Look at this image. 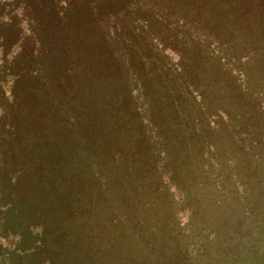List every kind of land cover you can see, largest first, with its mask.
<instances>
[{
    "label": "trees",
    "instance_id": "1",
    "mask_svg": "<svg viewBox=\"0 0 264 264\" xmlns=\"http://www.w3.org/2000/svg\"><path fill=\"white\" fill-rule=\"evenodd\" d=\"M220 2L264 41V0ZM218 11L214 0H0V250L23 240L3 220L18 212L55 222L42 264H191L194 231L232 259L246 246L264 258L246 225L264 216V58L256 71L224 53ZM211 37L222 57L210 64ZM201 187L227 198L226 214L207 215ZM179 202L192 206L185 227Z\"/></svg>",
    "mask_w": 264,
    "mask_h": 264
},
{
    "label": "rangeland",
    "instance_id": "2",
    "mask_svg": "<svg viewBox=\"0 0 264 264\" xmlns=\"http://www.w3.org/2000/svg\"><path fill=\"white\" fill-rule=\"evenodd\" d=\"M215 4L218 6V13L222 14L221 16H218L219 21V30L222 33L223 37H227V45L224 50V53L226 54L228 48H233L234 51H236V54L239 57V61L242 64H247V66H250L252 69L257 68L256 71L260 69V67H255V64H257V59L264 58L262 57L264 55L263 50V43L264 41L262 39L258 38V35L261 32V28H252L247 25L246 22L238 21L237 19V12H233L230 10L229 5H225L220 2V0H214ZM157 17L156 15L154 16ZM236 20V21H235ZM264 28H262L263 30ZM195 35V34H194ZM193 35V37H194ZM203 36L205 39V35L203 34H196L194 39H198L199 36ZM214 37H211V40H208V45L206 48V51L204 53V56L207 57V63L210 62H217L216 59L221 58L222 56L219 55V51L221 49H218L216 47V40L213 39ZM248 49V50H247ZM235 53V52H234ZM256 56V57H255ZM259 56V57H258ZM226 59V57H225ZM223 59V60H225ZM208 68V67H207ZM264 72H262L263 76ZM264 78V77H263ZM200 88V87H199ZM260 94V93H259ZM263 95V94H262ZM260 96L261 101L264 102V96ZM223 143L225 144L227 138L223 135L222 137ZM248 147V146H247ZM247 147L245 146L244 151L247 155H249L251 152L254 151L249 150L247 152ZM260 149V147L257 148V150ZM255 150V151H257ZM256 153V152H255ZM254 158H262L263 163L259 170L260 179L263 181L264 186V146L261 150V153H258L254 155ZM236 181V180H235ZM236 185L240 186L241 184L239 182H235ZM241 188V186H240ZM212 192L209 189H202L198 188L197 190V196L199 199H202L203 197L205 199H210L209 201L205 200V203L207 202L208 210L207 215L213 216L214 218H220L221 215L226 214L224 212L222 205L223 202L227 201V198L224 195H220L218 197H215L214 201H211V195ZM178 203V202H177ZM8 204V203H7ZM173 209L182 211L183 215L180 217L179 220V226L185 227V225L189 222L188 220V213L192 209L191 204L189 203H182L179 202V204L173 205ZM231 207L236 208L237 202L232 201L231 199ZM243 216L242 213L238 212L237 214L234 213L232 215L233 218H241ZM43 221L37 220L32 221L27 216H25L22 213L16 212V214H13L12 216H4V225L6 226L7 234L13 235L14 238H19L18 235L23 236L22 242L19 243L18 247L15 248H3L0 250V264H42L41 256H40V241L44 240L43 238H46L47 243L51 240V235L47 233H53V227L55 228V222L52 221L50 218H43ZM44 223L45 231L42 232V234H39L36 230L41 231L40 224ZM194 222V221H193ZM246 225L249 228H253V231L258 232L259 243H260V249L263 252L264 255V216L263 218L253 221L252 223L249 222V220L246 221ZM185 231V229H184ZM1 232V231H0ZM185 235V234H183ZM188 236V234H186ZM212 236L209 235V233H203V232H193L189 237L185 238L184 244L185 246H181L182 250L186 249L187 253L190 255V258L192 259L190 261L191 264H264V258L261 255L258 256H250L248 255V246L244 248L241 252V256H239L240 259H232L234 257L230 253L225 252L224 247L221 246L220 248L217 247L215 244H213V240H211ZM3 240V238H1ZM0 239V240H1ZM16 240V239H15ZM249 241V239H248ZM245 242V241H242ZM242 245H245L242 243ZM174 248V247H173ZM12 249H15L12 251ZM19 250H25V252H31L34 251V253L31 255L30 253H22ZM47 256V255H45ZM44 256V257H45ZM192 256V257H191ZM259 258H261L262 261H260ZM72 264V262L68 263Z\"/></svg>",
    "mask_w": 264,
    "mask_h": 264
}]
</instances>
